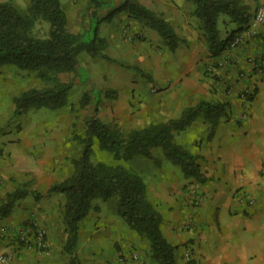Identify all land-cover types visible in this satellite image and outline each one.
<instances>
[{
	"label": "crops",
	"instance_id": "1",
	"mask_svg": "<svg viewBox=\"0 0 264 264\" xmlns=\"http://www.w3.org/2000/svg\"><path fill=\"white\" fill-rule=\"evenodd\" d=\"M65 1L61 0L68 16ZM106 1L113 8L124 0ZM156 3L158 15L180 37L174 51L155 29L137 20H112L116 14L111 22L99 24V36L107 37L115 50V55L110 54L112 61L118 63L125 56L131 60V70L141 75L130 79L122 73L132 71L117 63L103 67L102 77L108 76L112 82L109 85L118 89L120 98L125 97L121 98L124 106L115 108L113 117L132 130L177 119L201 101L222 102L225 112L212 117L200 115L175 134L174 141L196 156L205 181L185 177L180 166L174 168L176 165L163 156H159L155 177L136 173L143 176L148 199L162 215L164 236L177 246L179 264H264V72L248 59L250 55L264 59V27L246 36L237 47L212 56L205 31L194 14L195 4L188 0ZM257 3L243 0L251 16ZM123 26H128L129 35H136L141 42L122 40ZM238 27L228 15L220 16L221 38ZM227 54L233 63L224 67L220 64ZM208 64L221 67L222 75L234 84L230 95L204 75ZM261 64L264 66V60ZM240 70L245 76L238 79ZM20 71L24 70L0 68V204L15 190L29 193L0 219V255L9 253L12 264H70L62 214L66 197L48 190L69 176L66 163L71 161L70 148L77 140L69 141L68 137L78 116L70 113V97L80 83H74L69 91V106L39 116L35 114L39 109L32 107L16 115L14 97L43 84L34 73L31 75L37 85L28 86ZM249 84L257 92L250 103L244 104L238 93ZM152 86L158 91L150 93ZM97 115L103 120L99 108ZM146 158L143 156V161ZM35 192L41 195L37 197ZM116 200L94 202L99 209L92 208L80 221L75 254L83 264H124L125 260V264H158L149 259L147 242L119 215ZM41 228L47 232L45 251L39 250L35 239ZM24 236L29 243L22 240ZM186 251H190V260H186ZM133 252L139 259L132 258Z\"/></svg>",
	"mask_w": 264,
	"mask_h": 264
},
{
	"label": "trees",
	"instance_id": "2",
	"mask_svg": "<svg viewBox=\"0 0 264 264\" xmlns=\"http://www.w3.org/2000/svg\"><path fill=\"white\" fill-rule=\"evenodd\" d=\"M188 1L195 4L194 14L205 31L212 56L229 49L236 34L248 27L252 17L243 0ZM101 3L100 0H91L90 7L99 8ZM120 12H126L130 18L155 29L170 50L177 48L180 37L175 28L137 0H124L120 5L110 8L102 19L95 20L97 24L89 40L84 33L73 32L69 28L67 13L61 0H31L27 11L21 10L11 1H1L0 68L14 65L23 70L36 71L43 82V86L31 87L14 97L15 114L21 115L32 107L59 110L68 106L69 91L74 83L63 80L61 75L78 72L79 55L83 51L91 56L102 52L107 46V40L99 36V24L110 21ZM91 14L95 16V12ZM222 14L228 15L239 26L226 38H221L218 28ZM42 22L48 24L46 35L37 33V26ZM261 67L264 72L262 64ZM256 92L257 88H254L250 101ZM91 103L89 93H84L80 106L86 107ZM223 112L224 103L201 101L197 106L187 108L177 119L154 123L124 134L116 126L103 122L97 115L96 106L94 113L84 121L82 131L74 133V139L83 144V150L80 156L72 160L73 172L48 190L60 192L66 197L63 220L68 235L65 250L71 255L70 264H83L75 254L80 221L88 215L96 199L106 201L113 197L118 198L119 215L142 238L149 241L150 257L158 264H179L176 259L177 246L168 241L162 232V215L148 199L143 177L123 165L93 163L92 141L94 137L97 138L102 149L122 160H130L136 156L154 158L153 150L161 148L167 159L181 167L185 177L205 181L196 156L174 141L175 134L186 129L200 115L212 117ZM28 193L26 189L8 193L0 204V219L7 217L15 203ZM35 195L39 197L41 194L35 192Z\"/></svg>",
	"mask_w": 264,
	"mask_h": 264
},
{
	"label": "rangeland",
	"instance_id": "3",
	"mask_svg": "<svg viewBox=\"0 0 264 264\" xmlns=\"http://www.w3.org/2000/svg\"><path fill=\"white\" fill-rule=\"evenodd\" d=\"M1 1H11L13 4H15L18 8H20L23 11H27V9L31 3V0H0V2ZM72 1H74V0H66L64 2L65 8L68 10V16H67L68 26L73 32L84 33L85 38L89 40L90 37L93 36V30L97 24V22H95V20H98L100 18L102 19L107 14V11L111 8V4L110 3L108 4L106 0H100L103 3V5H101L99 8H93L92 6L90 7V1L91 0H79L78 1L79 3L78 2H72ZM137 1H139V3H142V2L147 3L150 6V7L148 6V8H150L151 10H153L157 13V11H156V8H157L156 0H137ZM258 5H259V0L257 3V6L255 8V11H256ZM255 11H254V13H255ZM92 12H95V16H94L95 18L92 17V14H91ZM112 20H135V19L130 18L126 12H122V13L117 14V16L114 17ZM224 20H227V19H224ZM103 22H109V21H103ZM227 22L228 21H226V24H227ZM126 27H128V26H123V28H122V31H123V33L121 34L122 40L129 41L130 43L141 42L140 40L136 39V35H129ZM104 28H105V32L107 34L109 31L108 24H105ZM107 28H108V30H107ZM47 31H48V24L47 23L42 22V23L38 24L37 33L39 35H46ZM104 38L107 40V46L102 50V52L100 54H98L97 56H91L88 52L83 51L79 55L80 65H79L78 72L61 75L62 79L65 81H73V83H76V82L80 83V85H77L73 89V91L71 92V97H70V100L72 101L70 103L71 107L69 108L70 113H78V116L74 119V121L72 123L73 127H74V131L72 132L70 137H68L69 141H71V140L75 141V139H74L75 131H82V126H83L84 121L86 120V118L88 116H90L91 114L94 113L96 106H97V108L100 109V112H102V116H103L102 121L103 122H105L109 125H112V126H116L124 134H127L131 131V129L126 128V126L124 124L120 123V120H118V117H116V116L113 117L114 109L120 105L124 106L125 103L123 102L122 99H124L125 97L121 96V98H122L121 99L119 91H117L118 89H115L114 87H112V85H109V83H112V82H110V80H108V76L102 77V74H103L102 70H103L104 66H106V65L115 66L117 63V62H113L112 58L110 57L112 54L115 55V53H114L115 50L110 48L108 38L107 37H104ZM139 38L140 37H138V39ZM135 40H137V41H135ZM142 46H143V48H146L147 44L142 43ZM153 46L161 49V46H159V45H153ZM252 56L253 55H250L248 57V59L251 58ZM121 58H122V60H120L117 64L131 70L132 69V67H130L131 60H128L125 56H122ZM249 61H250V59H249ZM4 66H10L14 69L20 70V68H17L14 65H4ZM210 66H212V65L208 64V66H206V68L204 69V75L205 76L209 75L210 76L209 78H213L215 83H217V84L219 83L220 86L223 87L224 93L227 95H230L233 90L231 92H228L227 87L230 84L234 86V84L231 81L226 80L227 77L222 75L223 73L220 72L221 67L218 68L216 71L217 73L214 74V73H212V71L208 70V67H210ZM131 71H132L131 73L125 72V73H122V75L130 76V79H134V80H135V78L141 77V75L139 73L140 71H137L134 68ZM240 71H238L237 74L240 75V73H241ZM20 72L22 74H24L25 78L24 77L23 78L25 80H28V84H27L28 86H36L37 85V84L34 85V81H36V80H34V77H32V75H31V74L36 73V76H37L36 71L24 70V71H20ZM122 72H124V71H122ZM25 74H27V76ZM151 75L154 76L153 74H151ZM37 78H38V76H37ZM239 78H242V77L238 76V79ZM35 83H37V82H35ZM42 86H43V84H42ZM149 91H150V93L152 91L157 92L158 89L156 87L154 88L152 86L149 88ZM86 92L89 93V95L91 96L92 103L86 107H81L80 106V99L83 96V94ZM239 93H238V96H239ZM70 104H68V106ZM38 109L39 110L35 111L36 112L35 114L36 115L38 114V116L39 115H46V112H47V114L48 113L51 114V110H52V109L45 108V107L38 108ZM111 118H113V119H111ZM71 119H72V117H71ZM134 129H138V128H134ZM75 143H76V145L70 148L71 161H69V162L67 161L68 163H66V165H68V166H66L67 168L65 171L67 173V175H70L74 170L72 160L74 158H77L78 156H80L82 153V150H83V144L79 143L78 141ZM153 154L156 156L158 155V157L154 156V158H150V159L145 157L146 158V159H144L145 161H143V156H140L141 159L137 156L134 157L133 159H130V160L117 159L112 152H109L107 150L102 149L100 147L98 139L94 137L93 141H92L91 161L93 163L103 162V163H107V164H111V165H123L124 167L132 170L133 172L141 171L144 176L151 175V176L155 177V175H156L155 170L157 168V165H160L158 163V162H160L159 156H161V157L163 156L165 159H167V158L165 157L161 148H155L153 150ZM167 160H169V159H167ZM169 161L171 163H174L171 160H169ZM174 164L176 165V166H174V168L179 167L178 164H176V163H174ZM170 170L172 171L173 168L171 167ZM145 183H146V181H145ZM113 198L117 199L116 205L118 208V198L117 197H113ZM98 199L100 201H105L101 198H98ZM106 201H108V200H106ZM93 209L98 210L99 204L94 205ZM62 214H63V210H62ZM39 230L40 229H38L36 231V234H35L36 240H37V235H38ZM43 230L45 231L43 241L46 242L47 232L45 229H43ZM132 230H134V229H132ZM139 237L142 240H144L145 242H147V246H148V250H149V247H150L149 241L147 239L142 238L140 235H139ZM26 238H28V237L24 236V239H22V240L25 241V243H29L30 241L25 240ZM44 242H43V244H40V245H38V243H37L38 248L41 251H45ZM133 253H131L132 258L136 259L133 257ZM135 253L137 254V259H139V254L137 252H135ZM3 254H7V253H3ZM147 254H148L150 260L155 261L150 257L149 251ZM120 258H124V257L120 256ZM121 261H124V259H121ZM125 261H124V264H125Z\"/></svg>",
	"mask_w": 264,
	"mask_h": 264
},
{
	"label": "built area",
	"instance_id": "4",
	"mask_svg": "<svg viewBox=\"0 0 264 264\" xmlns=\"http://www.w3.org/2000/svg\"><path fill=\"white\" fill-rule=\"evenodd\" d=\"M264 27V0H259V5L253 15V17L251 18L248 27L243 30V32H240L238 34H236L230 48H235L237 47L239 44H241L244 40V38L248 35H251L252 33H255V31H258L259 29H262ZM229 48V49H230ZM250 59L251 64L254 67H260L262 61L258 60V58L256 56H252ZM233 61L231 60L230 54H227L224 57V60L221 62L220 65L222 66H232ZM209 71H212V73H217V68L215 66H210L208 67ZM241 72V71H240ZM238 76L244 77L245 74L244 72H241L240 75L238 74ZM233 90V85H229L227 87V91L231 92ZM254 93V87H252L251 84L246 85L243 87V89L240 91L239 93V98L244 102V104L246 103H250V96H252V94ZM44 234L45 231L43 229H40L38 231V235H37V243L38 245L43 244V239H44ZM133 257L137 258V254L134 252L133 253ZM185 257L186 260H190L191 259V254L190 251H186L185 253ZM0 264H12V260L9 254H2L0 255Z\"/></svg>",
	"mask_w": 264,
	"mask_h": 264
}]
</instances>
